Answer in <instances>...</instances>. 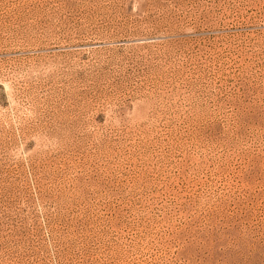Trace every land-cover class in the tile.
<instances>
[{
  "label": "rangeland",
  "instance_id": "rangeland-1",
  "mask_svg": "<svg viewBox=\"0 0 264 264\" xmlns=\"http://www.w3.org/2000/svg\"><path fill=\"white\" fill-rule=\"evenodd\" d=\"M0 264H264V0H0Z\"/></svg>",
  "mask_w": 264,
  "mask_h": 264
}]
</instances>
